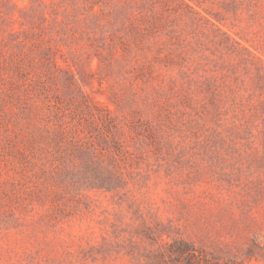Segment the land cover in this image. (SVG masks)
<instances>
[{
  "label": "rangeland",
  "instance_id": "obj_1",
  "mask_svg": "<svg viewBox=\"0 0 264 264\" xmlns=\"http://www.w3.org/2000/svg\"><path fill=\"white\" fill-rule=\"evenodd\" d=\"M15 64L129 153L44 202L1 163L0 264H264V0H0V88Z\"/></svg>",
  "mask_w": 264,
  "mask_h": 264
},
{
  "label": "trees",
  "instance_id": "obj_2",
  "mask_svg": "<svg viewBox=\"0 0 264 264\" xmlns=\"http://www.w3.org/2000/svg\"><path fill=\"white\" fill-rule=\"evenodd\" d=\"M14 69L23 81L15 84L11 76L6 81L8 86L2 83L5 88H0V168L4 163L6 172L12 171L9 178L24 184V177L35 169L40 171L34 173L40 178V186L31 185L29 189L31 196L43 202L49 195L53 200L64 197L71 186L83 184L89 189L109 190L120 182V170L112 155L129 153L126 145L113 136L87 129L93 118L98 129L109 131L112 121L107 116L111 111L106 109L105 117L92 113L86 107L85 96L76 103L64 100L23 75L19 64ZM67 81L72 87L70 72ZM191 248L175 242L173 253L185 263Z\"/></svg>",
  "mask_w": 264,
  "mask_h": 264
}]
</instances>
